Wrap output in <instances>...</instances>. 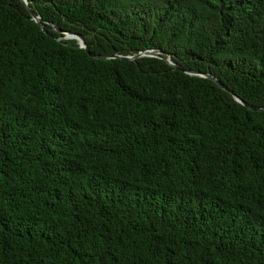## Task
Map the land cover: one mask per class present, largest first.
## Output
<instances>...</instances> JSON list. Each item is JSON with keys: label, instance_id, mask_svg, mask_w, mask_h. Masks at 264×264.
I'll return each mask as SVG.
<instances>
[{"label": "trees", "instance_id": "trees-1", "mask_svg": "<svg viewBox=\"0 0 264 264\" xmlns=\"http://www.w3.org/2000/svg\"><path fill=\"white\" fill-rule=\"evenodd\" d=\"M0 0V264H264V0ZM59 30L80 36L88 54ZM42 29V30H41Z\"/></svg>", "mask_w": 264, "mask_h": 264}, {"label": "water", "instance_id": "water-1", "mask_svg": "<svg viewBox=\"0 0 264 264\" xmlns=\"http://www.w3.org/2000/svg\"><path fill=\"white\" fill-rule=\"evenodd\" d=\"M18 1L25 8V10L29 14L31 20L40 27L39 17L36 16L29 9V7L27 6L26 0H18ZM52 29H53V31H55L56 33L61 35L60 39H62V40H74L77 43V46L88 54V50H87L86 44H85L84 40L80 36H78L76 34H73V33H69V32H66V31L59 30L55 26H53ZM91 57L93 59H99V60L124 59V60H128V61H135L136 59H139V58H157V59H162L163 58V60L169 66H171L175 70H178V71L182 72L185 75L211 80L218 88H220L221 90H223L224 92L229 94L234 99V101L236 103L240 104L241 106H244L248 110H251V111H264V107L263 108H253V107L245 104L242 100H240L238 97L233 95L228 89H226L223 85H221L211 75L200 73V72L194 71V70H183V69H181L179 66H177L171 60V58L168 55L164 54L162 51H159V50H147V51L139 52V53H137L135 55H131V56H120V55L108 56L107 55V56H91Z\"/></svg>", "mask_w": 264, "mask_h": 264}, {"label": "bare ground", "instance_id": "bare-ground-1", "mask_svg": "<svg viewBox=\"0 0 264 264\" xmlns=\"http://www.w3.org/2000/svg\"><path fill=\"white\" fill-rule=\"evenodd\" d=\"M254 108V107H253ZM263 108V107H262Z\"/></svg>", "mask_w": 264, "mask_h": 264}]
</instances>
